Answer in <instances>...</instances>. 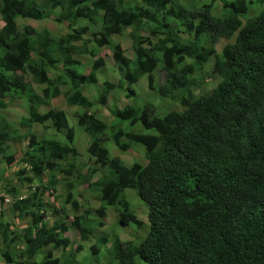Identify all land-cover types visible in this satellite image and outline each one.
Here are the masks:
<instances>
[{
  "label": "trees",
  "instance_id": "16d2710c",
  "mask_svg": "<svg viewBox=\"0 0 264 264\" xmlns=\"http://www.w3.org/2000/svg\"><path fill=\"white\" fill-rule=\"evenodd\" d=\"M194 1L0 0V109L7 106L5 94L12 92L26 111L19 129L0 115V156L11 171H19L18 184L6 183L8 192L19 196L13 214L32 226L21 236L1 221L2 240L7 242L1 255L7 264H60L53 250L63 247L66 252L71 245L67 217L83 246L97 239L91 245L97 259L116 228L97 221L106 216L108 206L120 225L143 227L126 197L129 189L149 211L150 229L140 244L115 238L106 264H264V9L255 16L249 13L251 2L264 5V0ZM219 3L220 15L214 13ZM51 18L65 24L60 33L27 23ZM99 21L100 31L85 38ZM127 31L134 59L113 39ZM234 36V42L217 51L221 39ZM107 46L121 72L119 81L106 82L90 100L83 88L98 82L104 66L100 50ZM78 54L92 58L89 72ZM59 64L63 71L51 77ZM157 69L163 75L158 84ZM209 78L216 86L195 94ZM144 79L152 92L149 101L133 86ZM34 82L45 85L42 96ZM63 84L69 85L67 103L83 110L76 115L78 126L93 139L83 152L74 143L77 127L64 111L40 110L62 95ZM122 91L131 102L109 110L112 122L101 120L95 107L104 110L108 94ZM154 100L180 107L160 110ZM49 122L51 127L46 126ZM36 124L52 129L53 136L31 140ZM11 142H28L23 161L32 177L26 175L28 168L23 171L15 163ZM111 142L117 146L113 156ZM137 147L147 163L135 160L129 166L119 152ZM81 153L94 157L98 167L81 164ZM99 167L109 173L92 181ZM35 179L47 181L32 193L26 185ZM63 182L71 191L74 182L86 184L98 194L100 207L68 216L50 193ZM71 198L68 193L66 202ZM72 205L75 212L80 210L77 201ZM18 239L25 240V249L16 260L9 251ZM49 245L51 250L39 259V250ZM82 250L76 245L67 264H87L77 259Z\"/></svg>",
  "mask_w": 264,
  "mask_h": 264
},
{
  "label": "rangeland",
  "instance_id": "374dc122",
  "mask_svg": "<svg viewBox=\"0 0 264 264\" xmlns=\"http://www.w3.org/2000/svg\"><path fill=\"white\" fill-rule=\"evenodd\" d=\"M210 0H195L194 1V4L195 5H200L204 2H209ZM218 9V10H217ZM264 9V5L261 4V3H256V2H251L250 4V16H255L257 15L260 11H262ZM217 10V12H215ZM221 10L223 12V9H222V5L219 3V5H217L214 9V13H217L218 15L221 14ZM19 22H24L23 19L19 18L18 19ZM27 23L31 26H33L34 28L38 29V30H41L43 29L44 27L52 30V31H55L54 33H60V31L62 30V26H64L65 24H60V23H57L56 20L54 18H51L49 20H44V21H33V20H29L27 21ZM83 25V24H82ZM2 26V20H1V14H0V27ZM90 31L85 35V38L86 37H92L94 32H98L100 30V22L97 23V24H93L90 26ZM235 37H232L231 39H221L217 45H216V48H217V51L221 52L222 50V47L228 43V42H234L235 41ZM113 39L115 42L117 43H120L125 51V56L127 58H131V59H134L135 55H134V50H133V45H132V40L130 39V36H129V31H127L126 33H124L123 35H115L113 36ZM89 48H92L93 45L92 44H89L88 46ZM100 57H102V61H103V68L102 70L98 73V78H99V87H97V89H92L91 90V93H89V95L92 97V96H96L98 97V94L100 93V91L103 89L104 85L106 84V82H113V83H118L119 81V76H120V71L117 69L115 63H114V58H113V53H112V50L110 48V46H107L106 48L100 50V54H99ZM99 57V58H100ZM77 58L82 60V62L84 63V69L86 72H88L90 69H91V65L90 63L93 62L92 58L89 57L88 55H77ZM98 58V59H99ZM214 62V57H212L210 59V64L207 65V68L206 70L210 73L211 69H212V66H213V63ZM156 76L159 77L158 79H156L154 82L156 84H158V81L159 83L163 81V75H162V72L160 69L156 70ZM52 76L55 75L54 72L51 73ZM148 78V76H147ZM29 80H32V77H28ZM216 85V82L214 81V79H208L206 84H205V87L203 89H196L194 90L195 91V94H197L196 92H202V91H209L211 90L214 86ZM134 86V89L136 91V94L141 97L142 99H145L146 101H149L150 98H151V95H152V92H149L148 91V79H144L142 81H140L138 84L136 85H133ZM92 87H96L95 85H93ZM69 87L68 85H62L61 86V90H63V94L68 91ZM97 91V92H96ZM115 95V96H114ZM10 96V98L12 99H15L16 100V103H18V101L20 102V109H21V113L18 114V117L20 118L22 115L23 117L26 116V111L24 109L21 108V101L14 98L13 95H8ZM9 97H6L4 99L5 103H7L8 100H11ZM110 98V100H108V103L107 105L105 106V109L102 110V114L100 115V117L102 118L101 120H104L105 122L107 123H110V121H108V119L110 118V113H109V110L111 109H114L116 107H124L126 106L127 103H130L131 101L129 99L126 98L125 94L123 93V91L116 95L114 93H109L108 94V99ZM155 102V105L157 107H160V110H164V111H168V110H171L177 106L180 107V104L174 102L173 104L172 103H167L166 101H156L154 100ZM67 105L68 108L66 109L69 113L67 115L68 117V120H69V123L71 126H74V127H77L79 129H82L78 126L77 124V112H83V110L79 107L78 110H76L75 108H72L70 107V105L67 103L66 101V98L64 95L58 97L55 99V107L54 108H64L63 105ZM44 109H50V105L48 106H45ZM95 109H101L100 106H97L95 107ZM19 123V121H18ZM83 130V129H82ZM81 130V131H82ZM33 134L31 136V140H35V141H38V140H44L46 138H49V137H52L53 136V131H44V129L40 126H35L34 130H33ZM78 134V138H75V141L74 143L78 146V148L81 147V149L84 148V144L86 143H89L91 142L93 139L91 138L90 135H86L85 138H83V134L81 133ZM83 132V131H82ZM85 133V132H84ZM84 143V144H83ZM21 149L24 151L26 149V146L25 145H21ZM15 150H17V147L15 148ZM117 150V147L115 146V149L112 151V154H114V152ZM83 152V150H82ZM121 158L124 160V162L127 164V165H131L135 160L137 161H140L141 163L143 164H146L147 163V160L146 158L141 154V152L139 151V148H134V149H130L129 151H126V152H119ZM86 154L85 153H81V157L79 158L81 162V164H84L86 166H89V167H95L93 165H88L86 164L84 161V158H85ZM16 169H19L18 167H15ZM4 169V170H2ZM104 168H100L99 167V170L98 172H96L93 177H92V181H96L98 180L102 174L105 173V170H103ZM19 171H11V168H8L6 166V163L3 161V159H1L0 157V178L2 179L0 181V234L2 235V229L4 228L3 227V224H2V227H1V221L3 222H9L13 224H18L19 226V229L20 231H24V227H25V222L23 221V218H17L14 214H13V211L11 210L10 207L5 206V201H4V198L3 196H1V193H3V191L5 192V194L7 193V182H16V179H17V175H18ZM84 173H87V171H84ZM86 184L84 183H73V191L74 190H77L78 189V193L81 195L83 193L84 195V198H85V208H88L90 209L92 206L95 205V195H93L92 193H90L87 188L85 187ZM67 189V187H66ZM24 190H26V188L24 187ZM69 191V189H67ZM12 197V196H11ZM129 201H130V204H131V209L132 211L134 212L133 209H136V208H143L146 215H147V222H143V227H138V226H135V225H131V226H128V227H123L125 229V231H127L130 235H129V239L131 241H133L134 243L136 244H140L145 238L146 236L148 235V232H149V228H150V225H149V219H148V214H149V211L147 210L146 207L142 206L139 204V200H138V197L136 195V192L134 190H131L129 189L127 191V196H126ZM12 199L14 200V198L12 197ZM100 204V201L97 202V205ZM9 205V203H8ZM62 204H60L61 206ZM135 213V212H134ZM136 215V214H135ZM137 216V215H136ZM118 223V220L116 218V221L113 223L114 226L116 227L115 228V232H117V230L119 228H122L120 225L117 224ZM12 230H13V227L11 226ZM106 232V233H109V230L106 229V230H102V232ZM1 239H2V236H0ZM127 238V237H125ZM15 243L19 246V248L21 247V243L22 241L21 240H17L15 241ZM11 244L10 245V252L12 253L13 250H17L16 246H14V244ZM7 244V242H6ZM0 245H2V247H5L3 243L0 242ZM7 248V246L5 247ZM0 264H4V260H2V255L0 253ZM139 264H147L143 261H139Z\"/></svg>",
  "mask_w": 264,
  "mask_h": 264
},
{
  "label": "clouds",
  "instance_id": "9594fccd",
  "mask_svg": "<svg viewBox=\"0 0 264 264\" xmlns=\"http://www.w3.org/2000/svg\"><path fill=\"white\" fill-rule=\"evenodd\" d=\"M100 22V29H101V24H102V22L101 21H99ZM100 31V30H99ZM94 33H96V32H94ZM80 55V54H79ZM77 57V56H76ZM78 59V58H77ZM80 60V59H79ZM82 61V60H81ZM206 68H207V65H206ZM91 70V69H90ZM89 70V71H90ZM158 70V69H157ZM212 70V69H211ZM63 71V66L61 65V64H59L58 65V68L57 69H55V70H51V72H50V76L51 77H55V75H56V77L61 73ZM88 71V72H89ZM207 71V70H206ZM52 72H54L55 73V75L54 76H52L51 75V73ZM208 72V71H207ZM209 73V72H208ZM156 74V73H155ZM27 75H29V76H27ZM26 76H27V78L28 77H32L29 73H27L26 74ZM159 78V77H158ZM209 79H212V78H209ZM215 81V80H214ZM216 82V81H215ZM97 83H99V78H98V82ZM158 83H159V81H158ZM34 84H35V82L33 83V86H34ZM36 84H38V83H36ZM94 84V83H93ZM63 85H68V84H63ZM90 85V84H89ZM89 85H87V86H89ZM86 86V87H87ZM105 86V85H104ZM216 86V85H215ZM214 86V87H215ZM68 87H69V85H68ZM205 87V86H204ZM213 87V88H214ZM212 88V89H213ZM34 89H35V87H34ZM60 89H61V87H60ZM196 89H198V90H200V88H195V90ZM203 89V88H202ZM211 89V90H212ZM36 90V89H35ZM69 90V89H68ZM43 91V90H42ZM210 91V90H209ZM209 91H202V92H209ZM37 92V91H36ZM67 92V91H66ZM65 92V93H66ZM38 93V92H37ZM64 93V94H65ZM197 94H199V93H201V92H196ZM63 93H62V95H64ZM7 95H13V93L12 92H8V93H6L5 94V98L7 97ZM40 95V94H39ZM61 95V96H62ZM40 96H42V94L40 95ZM4 98V99H5ZM15 98V97H14ZM58 98V97H57ZM97 98V97H96ZM55 99V98H54ZM53 100V99H52ZM109 100V99H108ZM5 102V101H4ZM107 103H108V101H107ZM7 104V103H6ZM45 105V104H44ZM45 106H47V105H45ZM70 106H72V105H70ZM2 109H0V111H1ZM110 113V112H109ZM0 115L1 116H3L2 114H1V112H0ZM5 117V116H4ZM6 118V117H5ZM24 118V117H23ZM22 118V119H23ZM99 118H101L100 116H99ZM102 119V118H101ZM8 120V119H7ZM9 121V120H8ZM22 121V120H21ZM21 121H20V125H19V127H17V128H15V126H14V128L15 129H19L20 127H21ZM104 121V120H103ZM10 122V121H9ZM11 123V122H10ZM51 125V122H49V123H46V126L47 125ZM35 126H40V125H33V127H32V134H33V130H34V128H35ZM40 127H42V126H40ZM43 128V127H42ZM44 129V128H43ZM52 129H50V130H47V131H51ZM45 132H46V130H44ZM32 136V135H31ZM31 138V137H30ZM38 141H41V140H38ZM25 145L26 146V149L23 151L22 149H21V145ZM116 146V145H115ZM17 147V150H15V148ZM117 147V146H116ZM27 150H28V142H11V151L10 152H13L14 154H15V156H16V162L15 163H19V168L20 169H23V171H25L24 169L25 168H28V171H26V175L27 176H30V177H32V170H31V168H30V166L29 165H27L26 163H24V161H23V158L25 157V154H26V152H27ZM112 156H113V154H112ZM1 157V156H0ZM1 159H3L2 157H1ZM4 161V160H3ZM5 162V161H4ZM6 165H8V164H6ZM132 165V164H131ZM130 166V165H129ZM16 166H13L12 168H15ZM102 175H104V174H102ZM36 181L34 182V183H32L31 184V186H29V185H26L27 187H29L30 189H31V191H32V193L34 192V191H36V189L43 183V184H46V181H47V179H35ZM16 184H18L19 182L17 181V179H16V182H15ZM66 184L63 182V183H60V184H58L57 186H56V189L55 190H51L50 189V193H51V195L53 196V198L56 200V202H57V204H58V206H59V208L61 209V207L63 208V206L65 207V209H66V211H68V216H70V217H72V216H76L77 214L76 213H80V214H82L85 210H87L88 208H85V198H84V195H83V193L80 195L79 193H78V190H74V191H71V190H67L66 189ZM89 191V190H88ZM127 191L128 190H126V196H127ZM90 193H92L91 191H89ZM68 193H70V194H72V198L69 200L70 202L69 203H67L66 202V195L68 194ZM93 195H95V197L100 201V198H99V196H98V194L97 193H92ZM1 196H3V197H5L4 198V201H5V206H6V204H7V206L8 207H10L11 208V210H12V206H14V204L18 201V199H19V196H14L13 194H11V193H9L8 192V190H7V193L5 194V192L3 191V193H1ZM14 198V200L12 199V197ZM129 200V199H128ZM73 201H77L78 202V205L80 206V210L78 211V212H75L74 211V208H73V205H72V202ZM130 202V201H129ZM8 203H9V205H8ZM60 204H62L61 206H60ZM100 205H101V201H100V204L99 205H94V206H92L91 208H90V210H95V209H97V208H99L100 207ZM112 210V211H114L113 210V207L112 206H108L107 207V211H106V216L104 217V218H98V220L97 221H102V222H104L108 227L109 226H112V225H114V224H110V225H108L107 223H106V218H107V212H108V210ZM61 218V215L58 217V219H56V220H54V221H57V220H59ZM138 218V217H137ZM139 219V218H138ZM148 219H149V216H148ZM117 220H118V225H120L119 224V217H117ZM140 220V219H139ZM23 221L25 222V227H24V231H20V229H19V226H18V224H13L12 223V225H11V223H9V227H10V231H12L14 234H17V235H24L26 232H28V231H30V228L32 227L31 226V222H29L26 218H23ZM53 221V222H54ZM141 221V220H140ZM66 223H67V225L68 226H70V229H74V230H77L76 228H72L71 227V221L69 220V218L67 217L66 218V221H65ZM142 222V221H141ZM6 223V222H5ZM149 225H150V222H149ZM11 226L13 227V230H12V228H11ZM121 227H124V226H122V225H120ZM69 229V230H70ZM150 229V228H149ZM69 230L67 231V233L69 232ZM98 230V229H97ZM101 230V229H100ZM102 231V230H101ZM77 232L79 233V239H80V232L77 230ZM67 233H66V236L69 238V239H71L68 235H67ZM116 232L114 231L113 233H110L109 234V236L108 237H112L114 234H115ZM0 236H2L1 234H0ZM117 238H119V239H121L119 236H117ZM20 240V239H19ZM122 240V239H121ZM22 241V243H21V247L19 248V246L15 243L14 244V246H16L17 248V250L15 251V250H13V252L11 253L10 251V253L12 254V255H14L15 256V259L16 260H18L19 259V255H20V253H21V251L22 250H24L25 249V240H21ZM71 241V245L67 248V250H66V252H65V249L63 248V247H58V248H55L54 250H53V255H54V257L55 258H58L59 260H60V264H67V261H68V258H69V255H70V253H71V251L73 250V248L76 246V245H78V244H80V245H82V247L84 248V246H83V244H82V241H81V239H80V241L79 242H72V240H70ZM0 242L1 243H3L4 244V246L6 247L7 246V244H6V242H4L2 239H1V237H0ZM124 242H133V241H124ZM134 244H136V243H134ZM5 247H2V245H0V253L2 252V250H5L6 248ZM58 249H61L62 251H63V254L61 255V256H57L56 255V251L58 250ZM49 250H51V246L49 245V246H44L43 248H41L40 250H39V252H38V257H39V259H42L46 254H47V252L49 251ZM81 252V251H80ZM80 252H78V253H80ZM90 252L92 253V251H91V247H90ZM101 252V251H100ZM93 254V253H92ZM107 255L108 254H106V257H107ZM94 256V255H93ZM95 258V257H94ZM2 260H4V258H3V256H2ZM95 261H97V259H95ZM104 261H107V259L105 258L104 259ZM143 262H145V261H143ZM145 263H147V262H145ZM4 264H7L6 262H5V260H4ZM11 264H15V263H11ZM137 264H139V261L137 262ZM148 264V263H147Z\"/></svg>",
  "mask_w": 264,
  "mask_h": 264
},
{
  "label": "crops",
  "instance_id": "0c3cea01",
  "mask_svg": "<svg viewBox=\"0 0 264 264\" xmlns=\"http://www.w3.org/2000/svg\"><path fill=\"white\" fill-rule=\"evenodd\" d=\"M27 76H29V75H27ZM55 77H56V75H55ZM93 85H95L96 87H92ZM99 86L100 85L98 83L90 84L89 86L83 88V92L90 100H92V99L96 98V96H92L91 97L89 95V93H91L92 89L93 90L97 89V87H99ZM34 87H35L36 91L38 92V94L41 95L42 94V90L45 88V85L36 84L35 83ZM61 92H63V90H61ZM7 97L10 98V96H8V95H7ZM10 99L11 100L7 101L6 108L2 109L0 112H1V114L3 116H5L15 126V128H17V127H19L20 121L23 118V115L20 118L18 117V114L21 113L20 102L18 101V103H16L15 99H12V98H10ZM55 99H53L50 102V104H49L50 108H53L55 110H62L68 115L69 112L66 110L68 108L67 105L64 104L63 105L64 108H54L55 107ZM109 100H110V98H109ZM72 106H70V107L75 108L76 110H78V108H79L78 106H75V105H72ZM44 107H45V105H42L40 107L41 112H45L47 110V109L45 110ZM98 110H99L98 114L100 116L102 114V110L101 109H98ZM109 116H110V118L108 119V121L112 122L113 121V117L111 116V114ZM18 121H19V123H18ZM49 126L51 127V125H49ZM81 130L82 129L77 128V134H76L75 138H78V134L80 133ZM82 131H81V133L83 134V138H85L86 135H88V134H86V133H84V131L83 132ZM62 142H65V141H62ZM83 146L85 147V144ZM83 149H81V150H83ZM114 149H115V147L112 145V142H111L110 156H112V151ZM84 160H85L84 162L86 164L98 167L94 157H92L91 155L85 156ZM105 173H109V171L105 170ZM94 200H95V206H96L97 202L99 200L96 197L94 198ZM133 210H134L135 214L137 215V217L140 220H142L144 222H147V215H146V213H145L143 208H136V209H133ZM148 216H149V214H148ZM51 219H52V221H54V220L58 219V216L51 217ZM115 221H116V214L114 213V211L109 209L108 212H107L106 223L108 225H110V224H113ZM67 235L71 238L70 240H72V242H79L80 241L79 233L77 232V230L70 229L69 232L67 233ZM129 235L130 234L127 231H125V229L122 227V228H119L117 230V232L111 237V240L113 241L115 238H117V236H119L122 239V241H131L128 238ZM125 237H127V238H125ZM96 240H97L96 238H93L90 241H88L87 243H84L83 250L80 253L77 254V259L79 261H81V262L82 261H86L87 264H106V261H104V259L105 258L107 259L106 254H108L109 252L113 251V242L111 241L105 247H103V249L101 250V252L98 255L97 261H95V258L93 256V254L90 252V247ZM62 254H63V251L61 249H58L56 251V255L57 256H61Z\"/></svg>",
  "mask_w": 264,
  "mask_h": 264
}]
</instances>
